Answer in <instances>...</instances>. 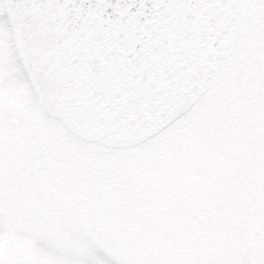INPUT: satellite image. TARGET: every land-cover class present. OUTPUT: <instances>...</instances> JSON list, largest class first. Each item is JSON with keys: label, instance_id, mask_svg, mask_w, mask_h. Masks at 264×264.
<instances>
[{"label": "snow or ice", "instance_id": "obj_1", "mask_svg": "<svg viewBox=\"0 0 264 264\" xmlns=\"http://www.w3.org/2000/svg\"><path fill=\"white\" fill-rule=\"evenodd\" d=\"M262 51L264 0H0V264H158L123 250L96 199L6 194L14 119L116 175L191 139ZM217 264H264V244Z\"/></svg>", "mask_w": 264, "mask_h": 264}, {"label": "rangeland", "instance_id": "obj_2", "mask_svg": "<svg viewBox=\"0 0 264 264\" xmlns=\"http://www.w3.org/2000/svg\"><path fill=\"white\" fill-rule=\"evenodd\" d=\"M229 95L191 139L112 176L60 150L53 168L45 153L51 135L39 140L42 130L14 119L2 141L4 190L13 201L52 193L96 199L117 213V242L133 257L158 264L243 257L264 244V73L249 62ZM35 140L36 149L25 145Z\"/></svg>", "mask_w": 264, "mask_h": 264}, {"label": "flooded vegetation", "instance_id": "obj_3", "mask_svg": "<svg viewBox=\"0 0 264 264\" xmlns=\"http://www.w3.org/2000/svg\"><path fill=\"white\" fill-rule=\"evenodd\" d=\"M9 132H10V126L5 130L3 137L8 136ZM40 132H41V134H40V136H38L39 140L41 139V135H42V131H40ZM25 133H26V131H25ZM25 145L30 149H32V148L36 149L38 145H41V141H38V140H35L34 142L29 141V142H26ZM51 150H53L54 153H56L58 151V147H57L56 143H54L53 147H51Z\"/></svg>", "mask_w": 264, "mask_h": 264}, {"label": "water", "instance_id": "obj_4", "mask_svg": "<svg viewBox=\"0 0 264 264\" xmlns=\"http://www.w3.org/2000/svg\"><path fill=\"white\" fill-rule=\"evenodd\" d=\"M238 22H239V25H240V23H241V20H239Z\"/></svg>", "mask_w": 264, "mask_h": 264}]
</instances>
